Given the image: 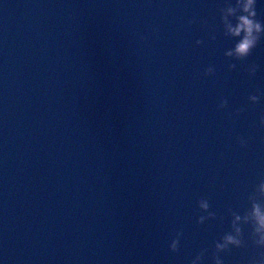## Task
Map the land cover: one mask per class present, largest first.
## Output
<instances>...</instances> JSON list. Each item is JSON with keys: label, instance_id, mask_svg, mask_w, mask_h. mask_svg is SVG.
Here are the masks:
<instances>
[{"label": "water", "instance_id": "water-1", "mask_svg": "<svg viewBox=\"0 0 264 264\" xmlns=\"http://www.w3.org/2000/svg\"><path fill=\"white\" fill-rule=\"evenodd\" d=\"M221 2L0 0L3 264H190L201 249L213 264L227 210L264 177V35L225 56ZM202 197L216 216L199 224ZM249 231L224 264L264 251Z\"/></svg>", "mask_w": 264, "mask_h": 264}, {"label": "clouds", "instance_id": "clouds-1", "mask_svg": "<svg viewBox=\"0 0 264 264\" xmlns=\"http://www.w3.org/2000/svg\"><path fill=\"white\" fill-rule=\"evenodd\" d=\"M258 0H222L219 6V24L223 28L225 36L235 38L233 46L225 51V56L235 57L237 60H243L248 57L258 41L264 35V21L257 14ZM191 22V21H189ZM155 30V29H153ZM212 38H215L214 35ZM143 40V35L140 36ZM195 45L201 44L198 38ZM234 64L229 65V69L234 68ZM258 65L254 62L246 66L245 70L249 74L257 71ZM214 66L209 64L203 70L204 75L214 73ZM260 90L250 92L247 96L249 104H256L260 100ZM227 103L225 98H221L217 108H223ZM242 108L235 109L236 112L242 111ZM259 125L264 126V113L259 116ZM236 141L242 147L247 145L248 138L237 136ZM248 204L242 211H235L231 208L227 210L230 216L229 228L224 231L213 243L212 261L213 264H224V260L219 253L229 250L231 247H241L245 245L243 239V229L247 226L250 231L248 238L257 248L264 250V177L260 178L254 185L252 191L247 196ZM197 207L203 214L198 215L197 223L203 224L209 218L216 216L214 211H209L210 204L207 198H200L197 201ZM181 231L178 229L175 236L170 240L168 247L171 251H176ZM206 249L198 251L191 259L190 264H202V259ZM0 264L3 261L0 260ZM248 264H264V251L257 256L252 257Z\"/></svg>", "mask_w": 264, "mask_h": 264}]
</instances>
